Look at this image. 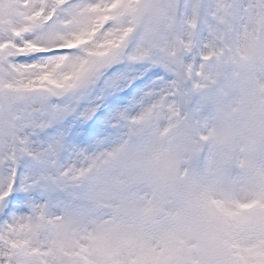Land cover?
<instances>
[{
    "label": "snow or ice",
    "instance_id": "1",
    "mask_svg": "<svg viewBox=\"0 0 264 264\" xmlns=\"http://www.w3.org/2000/svg\"><path fill=\"white\" fill-rule=\"evenodd\" d=\"M0 264H264V0H0Z\"/></svg>",
    "mask_w": 264,
    "mask_h": 264
}]
</instances>
